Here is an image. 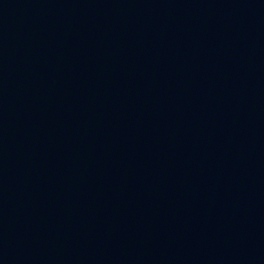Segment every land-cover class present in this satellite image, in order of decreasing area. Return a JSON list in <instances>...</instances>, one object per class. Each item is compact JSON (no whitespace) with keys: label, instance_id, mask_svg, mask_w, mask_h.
Returning <instances> with one entry per match:
<instances>
[{"label":"water","instance_id":"1","mask_svg":"<svg viewBox=\"0 0 264 264\" xmlns=\"http://www.w3.org/2000/svg\"><path fill=\"white\" fill-rule=\"evenodd\" d=\"M0 264H264V0H0Z\"/></svg>","mask_w":264,"mask_h":264}]
</instances>
